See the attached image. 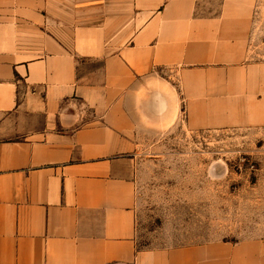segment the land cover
Returning <instances> with one entry per match:
<instances>
[{"label":"crops","instance_id":"1","mask_svg":"<svg viewBox=\"0 0 264 264\" xmlns=\"http://www.w3.org/2000/svg\"><path fill=\"white\" fill-rule=\"evenodd\" d=\"M256 0H0V264H264V240L138 247V137L264 127Z\"/></svg>","mask_w":264,"mask_h":264},{"label":"rangeland","instance_id":"2","mask_svg":"<svg viewBox=\"0 0 264 264\" xmlns=\"http://www.w3.org/2000/svg\"><path fill=\"white\" fill-rule=\"evenodd\" d=\"M250 58L264 61V0ZM138 247L264 240V127L194 131L178 122L138 137Z\"/></svg>","mask_w":264,"mask_h":264}]
</instances>
